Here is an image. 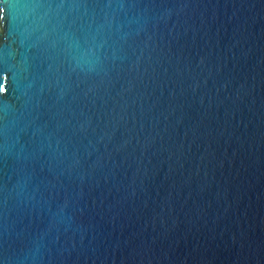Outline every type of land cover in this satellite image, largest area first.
Segmentation results:
<instances>
[{"label":"water","instance_id":"1","mask_svg":"<svg viewBox=\"0 0 264 264\" xmlns=\"http://www.w3.org/2000/svg\"><path fill=\"white\" fill-rule=\"evenodd\" d=\"M0 8V264H264V0Z\"/></svg>","mask_w":264,"mask_h":264},{"label":"snow or ice","instance_id":"2","mask_svg":"<svg viewBox=\"0 0 264 264\" xmlns=\"http://www.w3.org/2000/svg\"><path fill=\"white\" fill-rule=\"evenodd\" d=\"M4 10L2 8H0V12H3Z\"/></svg>","mask_w":264,"mask_h":264}]
</instances>
